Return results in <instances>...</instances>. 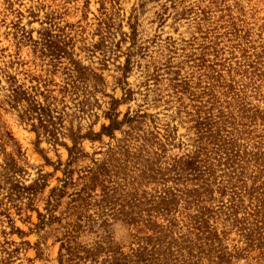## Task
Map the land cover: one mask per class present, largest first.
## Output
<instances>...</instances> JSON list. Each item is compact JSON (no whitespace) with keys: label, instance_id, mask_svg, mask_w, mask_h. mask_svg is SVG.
I'll use <instances>...</instances> for the list:
<instances>
[{"label":"rangeland","instance_id":"374dc122","mask_svg":"<svg viewBox=\"0 0 264 264\" xmlns=\"http://www.w3.org/2000/svg\"><path fill=\"white\" fill-rule=\"evenodd\" d=\"M0 264H264V0H0Z\"/></svg>","mask_w":264,"mask_h":264}]
</instances>
